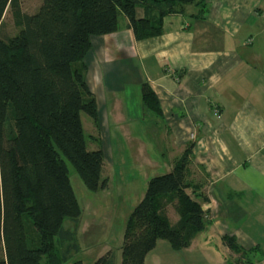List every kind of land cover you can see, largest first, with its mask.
<instances>
[{
    "label": "crops",
    "instance_id": "crops-1",
    "mask_svg": "<svg viewBox=\"0 0 264 264\" xmlns=\"http://www.w3.org/2000/svg\"><path fill=\"white\" fill-rule=\"evenodd\" d=\"M204 2L202 17L187 5L165 16L153 38L136 40L123 15L117 31L91 37L82 60L97 110L89 136L102 150L106 189L119 152L156 176L191 145L189 179L208 199V224L187 248L168 244L174 258L264 264V0ZM143 17L136 7L135 18ZM142 82L159 117L144 112ZM228 237L242 251H232Z\"/></svg>",
    "mask_w": 264,
    "mask_h": 264
},
{
    "label": "trees",
    "instance_id": "trees-1",
    "mask_svg": "<svg viewBox=\"0 0 264 264\" xmlns=\"http://www.w3.org/2000/svg\"><path fill=\"white\" fill-rule=\"evenodd\" d=\"M187 5L196 6V17L206 11L204 0H42L29 14L20 0H0V27L9 8L17 29L0 37V264H65L71 250L78 252L81 209L66 162L89 191L107 188L102 150L87 148L80 117L97 120L82 62L91 37L117 31L121 14L136 40L153 38L162 34L165 16ZM136 7L143 18H135ZM140 93L144 112L159 117L146 82ZM191 147L168 172L148 179L125 223L120 264H144L158 240L187 248L207 226L201 205L208 199L189 179ZM169 210L177 214L173 222ZM223 241L242 251L233 238ZM94 264H114L112 251Z\"/></svg>",
    "mask_w": 264,
    "mask_h": 264
},
{
    "label": "rangeland",
    "instance_id": "rangeland-1",
    "mask_svg": "<svg viewBox=\"0 0 264 264\" xmlns=\"http://www.w3.org/2000/svg\"><path fill=\"white\" fill-rule=\"evenodd\" d=\"M41 1L20 0V6L22 11L31 14L38 9ZM189 8L191 9L192 6ZM121 18L120 14L119 19L121 20ZM16 32L10 9L7 8L2 18L0 37L6 38ZM80 117L87 148L93 149L97 146L90 139L88 131V127L93 125V121L83 112ZM136 158V155L125 150L114 155L116 167L110 169V186L108 189L96 192L89 191L74 167L66 162L69 181L81 209V221L76 231L78 252L71 250L65 264H72L74 261H81L82 264H94V261L108 250L113 253L114 264H120L126 220L133 207L142 198L148 179L155 176L151 173V169L141 171ZM162 166L165 165L162 164ZM166 171L162 167L157 170V173L163 174ZM169 215L172 222L177 219V214L172 210H169ZM64 226L68 227L69 221L66 220ZM175 254L166 241L159 240L154 251L147 255L144 264H178L177 259L174 258Z\"/></svg>",
    "mask_w": 264,
    "mask_h": 264
}]
</instances>
